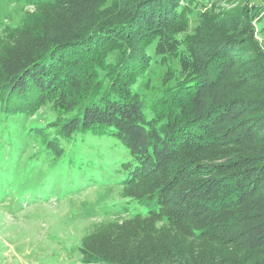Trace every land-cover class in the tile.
Segmentation results:
<instances>
[{
  "label": "trees",
  "instance_id": "16d2710c",
  "mask_svg": "<svg viewBox=\"0 0 264 264\" xmlns=\"http://www.w3.org/2000/svg\"><path fill=\"white\" fill-rule=\"evenodd\" d=\"M189 1L33 0L0 39L1 114L38 113L64 158L87 137L129 156L137 211L97 223L83 264H264V49L252 15L191 29Z\"/></svg>",
  "mask_w": 264,
  "mask_h": 264
},
{
  "label": "rangeland",
  "instance_id": "374dc122",
  "mask_svg": "<svg viewBox=\"0 0 264 264\" xmlns=\"http://www.w3.org/2000/svg\"><path fill=\"white\" fill-rule=\"evenodd\" d=\"M187 7L191 29L203 12L252 15L264 49V0H190ZM32 10L33 0H0V39ZM164 71L154 65L139 81L147 98ZM37 117L0 113V264H83L81 241L97 223L137 211L117 183L129 156L96 137L67 145L65 158L53 146L44 150L35 142Z\"/></svg>",
  "mask_w": 264,
  "mask_h": 264
}]
</instances>
